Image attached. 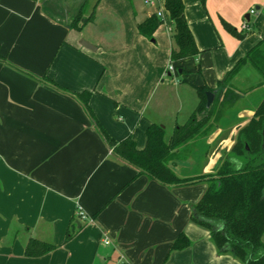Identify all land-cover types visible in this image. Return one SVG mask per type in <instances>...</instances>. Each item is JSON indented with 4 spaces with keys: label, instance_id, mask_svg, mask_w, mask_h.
I'll list each match as a JSON object with an SVG mask.
<instances>
[{
    "label": "crops",
    "instance_id": "1",
    "mask_svg": "<svg viewBox=\"0 0 264 264\" xmlns=\"http://www.w3.org/2000/svg\"><path fill=\"white\" fill-rule=\"evenodd\" d=\"M182 1L199 53L171 60L173 21L165 13L151 39L141 35L137 24L155 13L143 0H95L79 30L70 26L83 17L85 0L67 11L61 0H0V264H244L219 252L209 229L192 220L206 182L166 185L138 173L95 124L142 149L149 125L173 130L198 103L194 86L215 88L264 37V0ZM242 70L240 77L255 75L248 65ZM44 75L68 92L41 81ZM82 92L95 121L73 95ZM252 114L242 106L237 117ZM247 121L207 138L201 173L214 172ZM178 162L186 163H168L177 175H194ZM69 229L75 232L66 240ZM181 233L189 244L175 249ZM30 238L55 248L27 257Z\"/></svg>",
    "mask_w": 264,
    "mask_h": 264
},
{
    "label": "trees",
    "instance_id": "2",
    "mask_svg": "<svg viewBox=\"0 0 264 264\" xmlns=\"http://www.w3.org/2000/svg\"><path fill=\"white\" fill-rule=\"evenodd\" d=\"M161 1L164 12L173 21L171 60L196 56L199 49L188 26L183 1ZM80 20L81 14H78L70 27L79 30ZM161 22L162 19L153 13L137 24L138 32L151 39ZM224 24L237 37L243 35L227 23ZM0 60L5 61V57L1 54ZM243 65L254 69L261 83L264 84V37L236 62L217 82L215 88L206 85L194 86L198 103L185 122L176 124L170 135L166 136L161 125H149L145 130L146 142L142 149L136 147L131 137L116 142L105 133L94 120L88 105L89 92L73 93V95L79 99L95 121L97 129L113 152L134 166L138 173L146 174L166 185L206 182L205 192L193 206L192 220L209 229L219 252H229L244 264H264V89H262L263 93L255 98L257 103L252 109V116L245 124L238 126L232 146L214 172L207 174L199 172L182 177L177 175L168 164L186 159L189 156H186L187 150H192L195 145L199 146L202 142L203 155L207 157L210 145L206 140L221 123L222 116L219 115L218 106H231L238 100L239 95L230 88V83ZM39 79L61 91L68 92L45 75ZM206 91L214 92L209 107H206ZM227 124L231 127L234 125L231 121ZM74 232L69 229L65 239L69 240L73 237ZM188 244V238L181 233L172 247L182 249ZM54 248L51 243L30 238L25 245L24 254L27 257H38Z\"/></svg>",
    "mask_w": 264,
    "mask_h": 264
},
{
    "label": "rangeland",
    "instance_id": "3",
    "mask_svg": "<svg viewBox=\"0 0 264 264\" xmlns=\"http://www.w3.org/2000/svg\"><path fill=\"white\" fill-rule=\"evenodd\" d=\"M62 4H61V9H63V11H67L68 9L73 8V4L75 3V0H61ZM95 0H85L84 2V6H83V17L81 18V22L83 21V19H86L89 14L90 11L92 10L93 4H94ZM139 3V0H138ZM141 5V2H140ZM90 24H87V27L85 28V33L87 32V30L89 29ZM98 30V29H97ZM86 35V34H85ZM244 66V65H243ZM241 66L237 73L235 74V76L233 77L231 83H230V88L233 89V91L235 93H237L239 95L238 100L232 104L231 106H227V107H223V106H218V110H220L219 115H221V123L219 124L220 129L222 130L221 134H229V132L233 129V126H229L230 124H227V122H236L237 120H249L247 118H238L237 117V113L239 111V108H241L242 106L244 107H250L251 109H253L257 103V99L255 100V98L257 97V95H261L263 93L262 89H264V84L261 83V80L259 79V75L256 73V71L254 72L255 75L251 74V77L248 76V78H243L240 77V73H242L243 75L245 74L244 71L242 70ZM242 70V72H241ZM251 72V71H250ZM239 76V78L237 76ZM242 76V75H241ZM236 77V78H235ZM255 88H258L259 91L255 92L256 94L252 93L251 91ZM253 98V99H252ZM253 111V110H252ZM182 117V118H181ZM187 119V116H180L179 120H181L179 123L182 124V122L184 120ZM223 125V126H222ZM166 136L170 135L172 130L170 126H167L166 129ZM202 142V140L200 141ZM203 142L201 143V145H195L193 147L192 150H187V155H189L186 159H184L186 161V163H181L178 162L177 163V168H179L180 166H184V167H188V169L191 167V169L193 171H191L192 173H199L200 170H202V166L206 164V159L208 157H204L203 155ZM211 149V147H210ZM210 153V152H209ZM209 153L207 154V156L209 155ZM191 159V160H190ZM184 161L183 159H179ZM178 160V161H179ZM190 160V161H189ZM187 164V165H186Z\"/></svg>",
    "mask_w": 264,
    "mask_h": 264
},
{
    "label": "built area",
    "instance_id": "4",
    "mask_svg": "<svg viewBox=\"0 0 264 264\" xmlns=\"http://www.w3.org/2000/svg\"><path fill=\"white\" fill-rule=\"evenodd\" d=\"M145 4H147L148 6L152 7L155 11V14L157 17H159L160 19H164L165 18V12H164V8H163V4L161 0H143ZM255 10L252 8L250 10V13H254ZM242 30H249V23L247 21H243L242 25H241ZM169 70H172L173 67L172 66H168ZM77 216L79 219L81 220H91L90 217H88L83 211L81 210H77L76 212ZM103 242L105 244L109 243V240L107 238H104Z\"/></svg>",
    "mask_w": 264,
    "mask_h": 264
},
{
    "label": "water",
    "instance_id": "5",
    "mask_svg": "<svg viewBox=\"0 0 264 264\" xmlns=\"http://www.w3.org/2000/svg\"><path fill=\"white\" fill-rule=\"evenodd\" d=\"M84 21V20H83ZM79 43L84 46L85 48L87 49H90V50H93L95 49V46L93 44H91L90 42H88L87 40L85 39H81L79 41ZM213 98H214V92L213 91H206V107H209L210 104L212 103L213 101ZM263 146H264V136H263ZM226 148H224L223 150L220 151V158L217 160V163L215 164V167H217L219 161L221 160L222 156L226 153Z\"/></svg>",
    "mask_w": 264,
    "mask_h": 264
},
{
    "label": "flooded vegetation",
    "instance_id": "6",
    "mask_svg": "<svg viewBox=\"0 0 264 264\" xmlns=\"http://www.w3.org/2000/svg\"><path fill=\"white\" fill-rule=\"evenodd\" d=\"M228 151H229V150H228ZM228 151H227V152H228ZM227 152H226V153H227ZM226 153L222 156V158H221V160L219 161L218 165L221 163L222 159L226 156ZM218 165H217V167H218ZM217 167H216V168H217ZM216 168H215V170H216ZM215 170H214V171H215Z\"/></svg>",
    "mask_w": 264,
    "mask_h": 264
}]
</instances>
